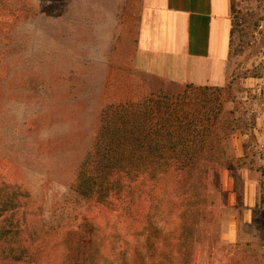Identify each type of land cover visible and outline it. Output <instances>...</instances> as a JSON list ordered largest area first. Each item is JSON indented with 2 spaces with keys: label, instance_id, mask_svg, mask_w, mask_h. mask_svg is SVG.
Instances as JSON below:
<instances>
[{
  "label": "rangeland",
  "instance_id": "obj_1",
  "mask_svg": "<svg viewBox=\"0 0 264 264\" xmlns=\"http://www.w3.org/2000/svg\"><path fill=\"white\" fill-rule=\"evenodd\" d=\"M239 3L245 19L219 88H230L224 113L242 120L222 152L242 169L215 176V206L198 236L211 249L196 264H264V0ZM141 9L142 0H0V174L44 205L46 222L93 148L106 105L185 89L132 65ZM101 245L98 264H121ZM43 257L64 264L63 244Z\"/></svg>",
  "mask_w": 264,
  "mask_h": 264
},
{
  "label": "trees",
  "instance_id": "obj_2",
  "mask_svg": "<svg viewBox=\"0 0 264 264\" xmlns=\"http://www.w3.org/2000/svg\"><path fill=\"white\" fill-rule=\"evenodd\" d=\"M239 8L231 0V51L245 19ZM229 89L190 84L173 97L106 105L93 148L47 222L44 205L1 173L0 257L48 264L43 254L61 243L64 264H98L103 243L121 264H196L198 251L211 249L198 236L215 206V176L242 169L222 152L242 121L223 111Z\"/></svg>",
  "mask_w": 264,
  "mask_h": 264
},
{
  "label": "crops",
  "instance_id": "obj_3",
  "mask_svg": "<svg viewBox=\"0 0 264 264\" xmlns=\"http://www.w3.org/2000/svg\"><path fill=\"white\" fill-rule=\"evenodd\" d=\"M231 0H142L132 65L163 82L224 87Z\"/></svg>",
  "mask_w": 264,
  "mask_h": 264
}]
</instances>
